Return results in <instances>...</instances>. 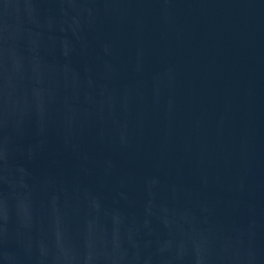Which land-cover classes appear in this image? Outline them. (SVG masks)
I'll list each match as a JSON object with an SVG mask.
<instances>
[{"label": "water", "instance_id": "obj_1", "mask_svg": "<svg viewBox=\"0 0 264 264\" xmlns=\"http://www.w3.org/2000/svg\"><path fill=\"white\" fill-rule=\"evenodd\" d=\"M0 264H264V0H0Z\"/></svg>", "mask_w": 264, "mask_h": 264}]
</instances>
